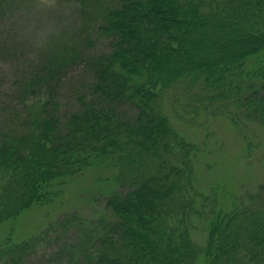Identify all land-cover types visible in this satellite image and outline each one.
<instances>
[{"label": "trees", "instance_id": "obj_1", "mask_svg": "<svg viewBox=\"0 0 264 264\" xmlns=\"http://www.w3.org/2000/svg\"><path fill=\"white\" fill-rule=\"evenodd\" d=\"M19 1L0 0V18ZM64 1L73 22L29 60L0 45L13 68L0 83V225L106 166L101 212L54 222L65 238L47 264H264V191L228 210L197 189L199 147L173 122L221 116L264 134V0ZM50 227L0 239V264H27Z\"/></svg>", "mask_w": 264, "mask_h": 264}, {"label": "rangeland", "instance_id": "obj_2", "mask_svg": "<svg viewBox=\"0 0 264 264\" xmlns=\"http://www.w3.org/2000/svg\"><path fill=\"white\" fill-rule=\"evenodd\" d=\"M72 11L73 8L67 7L64 0H21L14 3L6 17L0 18V45L13 47L21 60H29L28 57L49 36L60 33L73 22ZM9 63L0 57V83H5L6 77L12 72ZM79 69L74 66L67 71L68 80L72 79L69 84L75 82ZM72 105L64 90L63 106L70 108ZM202 115L194 118L189 125L179 120L173 122L188 141L199 147L195 159L197 189H203L206 194L214 189L222 205L229 210L234 198L242 200L243 197L246 200L248 196L245 194L260 189L264 191V134L258 131L255 123L243 122L240 130V126L235 127L225 117L209 118ZM113 174V170H108L106 166L98 167L58 184V196L51 203L34 206L14 221L1 224L0 239L9 235L13 242L18 243L51 225L46 241H42L27 263L47 264L48 255L64 244L65 236L54 222L72 212L93 219L105 205L104 187L110 190L115 186L114 183H105L103 191L94 194V181L99 175L108 179ZM193 236L197 243L203 242L201 231L193 233ZM57 238L60 239L59 243H55ZM69 238H74L71 231L67 235ZM59 263L63 264L62 261Z\"/></svg>", "mask_w": 264, "mask_h": 264}]
</instances>
